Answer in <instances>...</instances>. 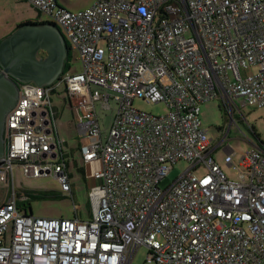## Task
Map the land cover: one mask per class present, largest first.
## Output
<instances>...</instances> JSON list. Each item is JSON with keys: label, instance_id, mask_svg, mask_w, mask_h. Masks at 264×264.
<instances>
[{"label": "built area", "instance_id": "built-area-1", "mask_svg": "<svg viewBox=\"0 0 264 264\" xmlns=\"http://www.w3.org/2000/svg\"><path fill=\"white\" fill-rule=\"evenodd\" d=\"M23 1L63 28L82 69L20 83L0 159L11 189L0 206V264H135L141 247L152 264H264V147L238 160L229 148L232 178L201 119L214 98L232 117L239 105L264 106V0H95L75 11ZM60 84L77 109L84 163H101L88 218L18 205L16 170L71 189L51 98ZM137 99L168 111H144ZM179 160L189 167L162 186Z\"/></svg>", "mask_w": 264, "mask_h": 264}, {"label": "rangeland", "instance_id": "rangeland-1", "mask_svg": "<svg viewBox=\"0 0 264 264\" xmlns=\"http://www.w3.org/2000/svg\"><path fill=\"white\" fill-rule=\"evenodd\" d=\"M63 6L71 10H81L89 7L95 0H58ZM24 9L21 4L14 0H0V41L11 35L17 26V12ZM33 21H51L49 15L41 14L37 9ZM64 32L63 28H61ZM65 34V32H64ZM66 36V34H65ZM67 38V37H66ZM101 42V45H104ZM44 52L39 51L38 56H43ZM72 71H81L82 64L78 57V52L72 48L71 68ZM257 70V67L254 68ZM52 103L57 109V125L60 138L65 141L64 149L68 153L69 172L71 173V189L66 190L62 184L51 175L30 176L22 171L16 170V190L31 189L33 191L55 190L62 196L55 199L32 200L30 210L36 216L47 217H67L76 215L88 218L91 215V205L89 202V189L94 185L93 173L100 169V160L90 164H85L82 159L80 143L83 136L77 129V109L69 102V94L65 84H60L51 94ZM135 106L155 115H161L168 111L164 102H148L145 99H137ZM235 108L233 117L228 112L225 104L220 98H214L201 105V119L203 125L208 129L212 146L219 147L214 153L217 163L232 178L236 174L231 171L225 162L227 150L234 149L235 159L253 147H264V106L254 105L240 106ZM110 114L106 117L107 121ZM190 163L186 160L176 162L165 179L161 181L162 186L170 184ZM204 167L198 168L197 174L205 173ZM1 177V173H0ZM10 187L0 178V206L5 202L10 193ZM18 198V195H17ZM26 208V207H24ZM148 248L141 247L134 259L135 264H152L147 261Z\"/></svg>", "mask_w": 264, "mask_h": 264}, {"label": "water", "instance_id": "water-1", "mask_svg": "<svg viewBox=\"0 0 264 264\" xmlns=\"http://www.w3.org/2000/svg\"><path fill=\"white\" fill-rule=\"evenodd\" d=\"M40 50L46 56H38ZM67 55L65 34L55 23L24 24L0 42V159L6 118L18 100L20 83H53L62 74Z\"/></svg>", "mask_w": 264, "mask_h": 264}, {"label": "trees", "instance_id": "trees-1", "mask_svg": "<svg viewBox=\"0 0 264 264\" xmlns=\"http://www.w3.org/2000/svg\"><path fill=\"white\" fill-rule=\"evenodd\" d=\"M66 44H67V47H68V55H67V58H66V62H65L62 74L67 73L70 70V68H71L72 46H71V43L68 40V38H66ZM67 164H69V162ZM20 192L23 194V196L31 195L28 200H25V201H22V202L18 201L19 207L21 209H23V210L24 209L27 210L28 212L30 210H32V207H31V201L32 200L55 199V198H59V197L62 196L59 192H57L55 190L33 191L31 189H26L24 191L21 190ZM19 193H18V195H19ZM24 207H26V208H24Z\"/></svg>", "mask_w": 264, "mask_h": 264}, {"label": "crops", "instance_id": "crops-1", "mask_svg": "<svg viewBox=\"0 0 264 264\" xmlns=\"http://www.w3.org/2000/svg\"><path fill=\"white\" fill-rule=\"evenodd\" d=\"M15 3L17 4H21L22 7L24 9H22L21 11L17 12V20H16V29L14 31H16L20 26L24 25V24H43V23H53L51 21H45V20H42V21H36L34 22L33 21V18L35 17L36 15V8L33 7L31 4H29L28 2L26 1H23V0H14ZM38 10V9H37ZM40 12V11H39ZM41 13V12H40ZM42 14V13H41ZM66 38V36H65ZM66 62V60H65ZM65 65V64H64ZM64 69V67H63ZM72 70L70 69L68 72H71ZM62 75V74H61ZM60 75V76H61ZM60 135V133H59ZM81 144L80 143V147H81Z\"/></svg>", "mask_w": 264, "mask_h": 264}, {"label": "flooded vegetation", "instance_id": "flooded-vegetation-1", "mask_svg": "<svg viewBox=\"0 0 264 264\" xmlns=\"http://www.w3.org/2000/svg\"><path fill=\"white\" fill-rule=\"evenodd\" d=\"M43 52H44V55L46 56V52L45 51H43ZM30 196L31 195L23 196V194L20 192L19 195H18V201H21L22 202V201L28 200L30 198Z\"/></svg>", "mask_w": 264, "mask_h": 264}]
</instances>
